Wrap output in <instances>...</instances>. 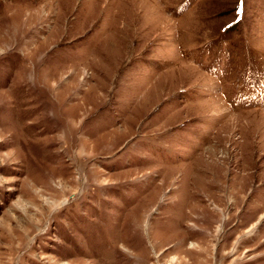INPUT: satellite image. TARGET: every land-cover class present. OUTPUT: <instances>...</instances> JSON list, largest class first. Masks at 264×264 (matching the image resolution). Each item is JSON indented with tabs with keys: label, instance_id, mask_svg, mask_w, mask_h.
<instances>
[{
	"label": "rangeland",
	"instance_id": "374dc122",
	"mask_svg": "<svg viewBox=\"0 0 264 264\" xmlns=\"http://www.w3.org/2000/svg\"><path fill=\"white\" fill-rule=\"evenodd\" d=\"M0 264H264V0H0Z\"/></svg>",
	"mask_w": 264,
	"mask_h": 264
},
{
	"label": "bare ground",
	"instance_id": "6f19581e",
	"mask_svg": "<svg viewBox=\"0 0 264 264\" xmlns=\"http://www.w3.org/2000/svg\"><path fill=\"white\" fill-rule=\"evenodd\" d=\"M33 89V88H32Z\"/></svg>",
	"mask_w": 264,
	"mask_h": 264
}]
</instances>
